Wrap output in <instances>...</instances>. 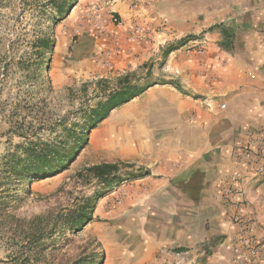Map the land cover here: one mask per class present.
Listing matches in <instances>:
<instances>
[{
	"label": "crops",
	"instance_id": "crops-1",
	"mask_svg": "<svg viewBox=\"0 0 264 264\" xmlns=\"http://www.w3.org/2000/svg\"><path fill=\"white\" fill-rule=\"evenodd\" d=\"M124 14L179 32L222 24L230 35L228 48L214 28L195 48L171 52L168 70L178 68L186 91L150 86L100 122L95 145L104 155L96 163L120 159L147 171L122 186L151 213L131 220L132 247L155 257L212 240L208 263L230 264L218 240L233 249L246 234L264 264V160L245 156L249 141L254 156L264 147V0H141ZM147 44L122 39L118 60L143 63Z\"/></svg>",
	"mask_w": 264,
	"mask_h": 264
},
{
	"label": "rangeland",
	"instance_id": "rangeland-1",
	"mask_svg": "<svg viewBox=\"0 0 264 264\" xmlns=\"http://www.w3.org/2000/svg\"><path fill=\"white\" fill-rule=\"evenodd\" d=\"M138 2L141 0H0V158L25 140L24 133L53 140L66 135L63 127L84 124L90 110L118 89L119 79L126 74L139 87L170 85L186 91L173 75L178 68L168 70L169 55L183 47L195 48L192 43L205 40L209 27L179 32L165 27V22L151 28L146 19L130 21L124 13ZM144 4L147 6V1ZM159 34L163 39L156 42ZM188 34L197 38L163 53L167 45ZM122 39L148 43L142 54L149 59L121 64ZM174 80L178 85L169 83ZM100 122L89 129L86 143L66 169L12 191L7 203L11 216L0 219V264H71L82 257L87 259L85 264H209L215 250L212 240L198 242L188 252L173 247L164 255L139 257L145 246L132 247L131 220L146 219L151 213L133 204L131 193L122 186L145 170L133 162L113 161L118 169L108 188L86 172V167L98 164L104 155L95 145ZM101 191L104 193L95 201L92 219L80 230L52 232L50 218L40 240L27 239L28 235H38L27 230L34 216L66 212L84 197L93 198ZM53 219L54 224L59 218ZM218 242L220 251L230 254V264H246L236 259L237 245L231 249L222 240Z\"/></svg>",
	"mask_w": 264,
	"mask_h": 264
},
{
	"label": "trees",
	"instance_id": "trees-1",
	"mask_svg": "<svg viewBox=\"0 0 264 264\" xmlns=\"http://www.w3.org/2000/svg\"><path fill=\"white\" fill-rule=\"evenodd\" d=\"M217 28L222 34V46L228 48L230 35L222 24H215L207 30ZM196 35L188 34L175 43H170L164 49L163 53H168L176 48L177 45L183 44L190 39H196ZM45 47H47L45 45ZM120 86L118 89L109 93V97L97 104L95 108L90 110V114L86 118L84 124L74 123L70 129L63 127L66 135L56 137L53 140H43L40 137L27 136L24 133V141L14 146V150L8 151L0 158V219L10 217L7 212L8 199L11 198L12 191H17L21 186L30 184L32 181L51 177L62 170L66 169L73 159L78 155L79 149L88 139L89 129L96 126L110 110L132 99L140 94L149 84L139 87L130 82L129 74L119 79ZM176 83V81H171ZM23 134V133H21ZM65 137V138H64ZM69 139V140H68ZM117 163L101 162L85 168L86 172L99 179L105 188H108L115 180L117 172ZM145 174L147 171L144 172ZM0 193V194H1ZM101 191L91 197H84L80 203L75 205L73 209L66 212H60L54 215L53 212H45L34 216L28 222V231L38 235H28L27 239L37 241L42 238L43 231L49 228L50 218L52 219L50 230L52 232L58 229V232H76L80 230L87 222L92 219V211L95 201L102 196ZM57 217L59 226L53 224ZM29 234V232H28ZM31 236V238H29ZM87 259L84 257L73 261L71 264H85Z\"/></svg>",
	"mask_w": 264,
	"mask_h": 264
},
{
	"label": "built area",
	"instance_id": "built-area-1",
	"mask_svg": "<svg viewBox=\"0 0 264 264\" xmlns=\"http://www.w3.org/2000/svg\"><path fill=\"white\" fill-rule=\"evenodd\" d=\"M252 142L249 141L247 144V148L245 150V156L248 161L255 162L257 159L264 160V147L261 149H257V152L254 153L252 150ZM264 167L260 166L258 171H263ZM235 243L237 244L238 250L236 253V259L238 261H244L246 264H256L257 263V254L259 249V244L254 243L251 238H249L246 234L238 235L237 239H235Z\"/></svg>",
	"mask_w": 264,
	"mask_h": 264
},
{
	"label": "bare ground",
	"instance_id": "bare-ground-1",
	"mask_svg": "<svg viewBox=\"0 0 264 264\" xmlns=\"http://www.w3.org/2000/svg\"><path fill=\"white\" fill-rule=\"evenodd\" d=\"M62 34H63V33H62ZM79 48H80L81 51L83 50V49H82L83 47H79ZM80 50H79V51H80ZM100 134H101V133H100ZM96 137H98V136H96Z\"/></svg>",
	"mask_w": 264,
	"mask_h": 264
}]
</instances>
